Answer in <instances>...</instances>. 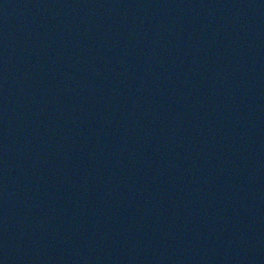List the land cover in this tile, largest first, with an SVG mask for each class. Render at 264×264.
<instances>
[{
	"label": "water",
	"instance_id": "obj_1",
	"mask_svg": "<svg viewBox=\"0 0 264 264\" xmlns=\"http://www.w3.org/2000/svg\"><path fill=\"white\" fill-rule=\"evenodd\" d=\"M0 264H264V0H0Z\"/></svg>",
	"mask_w": 264,
	"mask_h": 264
}]
</instances>
